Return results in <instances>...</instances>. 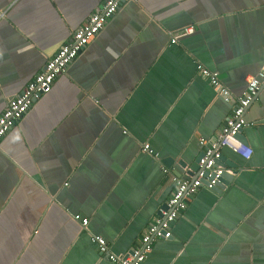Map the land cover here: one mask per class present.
Instances as JSON below:
<instances>
[{"label":"crops","instance_id":"obj_1","mask_svg":"<svg viewBox=\"0 0 264 264\" xmlns=\"http://www.w3.org/2000/svg\"><path fill=\"white\" fill-rule=\"evenodd\" d=\"M104 1L0 0V115ZM263 63L264 0L124 3L0 141V264H113L92 234L137 247L174 190L163 167L193 175ZM245 118L250 157L222 148L233 180L190 196L142 264H264V86Z\"/></svg>","mask_w":264,"mask_h":264},{"label":"built area","instance_id":"obj_2","mask_svg":"<svg viewBox=\"0 0 264 264\" xmlns=\"http://www.w3.org/2000/svg\"><path fill=\"white\" fill-rule=\"evenodd\" d=\"M128 1L105 0L101 7L73 32L71 39L53 57L47 60L44 68L35 75L23 92L9 99L0 115V141L37 100L51 91L55 79L66 72L68 65L82 52L93 37L105 28L109 19L120 7ZM191 29L187 28L175 36L172 42H176L179 36L188 33ZM197 68L200 74L208 78L211 84L219 90L225 101L230 102L233 99L229 89L221 83L218 72L209 70L201 64ZM263 86L264 63L255 75L248 78L243 93L235 97L233 112L215 139L210 144L205 143L204 139H200V143L205 145V149L199 161V169L192 176L182 177L173 173L169 168L163 167L165 174L170 176L174 190L166 202V208L162 209L160 215L150 223L138 246L126 255L120 256L111 250L107 240L102 235L92 234L91 239L97 244L101 255L106 256L113 264H142L152 251L156 241L172 237V223L187 208L188 198L200 188L212 190L219 182V177L224 171V168L217 163L222 156V148L225 147L244 157H250L251 149L239 137V132L242 128L252 125V122L245 118V112ZM142 150L159 158V153L148 142L143 144ZM74 219L80 222L84 228L89 225V219L80 214H76Z\"/></svg>","mask_w":264,"mask_h":264},{"label":"water","instance_id":"obj_3","mask_svg":"<svg viewBox=\"0 0 264 264\" xmlns=\"http://www.w3.org/2000/svg\"><path fill=\"white\" fill-rule=\"evenodd\" d=\"M244 128L241 129V131L239 132V137L242 139V141L247 145L249 146V143L247 142L246 139L243 138V132ZM203 156V153H201L197 158H196V161H195V164L192 166L191 170H192V174H194L198 169H199V161H200V158ZM219 165H221L223 168H224V171L222 173V175L219 177V182L215 185V187L212 189L213 191H216V192H220L222 189H224L227 185L230 184L231 180H233V176L238 172L236 170H234V173L231 174L228 172L227 170V167H231V168H239V165L230 160L225 154L222 153V156L221 158L218 160L217 162ZM179 175V173H178ZM166 208V204L164 206L163 209Z\"/></svg>","mask_w":264,"mask_h":264}]
</instances>
